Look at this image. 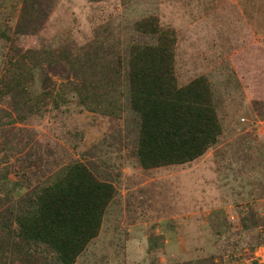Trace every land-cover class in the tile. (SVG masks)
I'll return each instance as SVG.
<instances>
[{
	"label": "rangeland",
	"instance_id": "rangeland-1",
	"mask_svg": "<svg viewBox=\"0 0 264 264\" xmlns=\"http://www.w3.org/2000/svg\"><path fill=\"white\" fill-rule=\"evenodd\" d=\"M23 1L0 0V76L16 46L23 52L50 45L57 53L69 49L76 67L111 51L125 55L130 44L144 41L134 22L157 16L177 33L180 85L209 79L223 133L192 163L144 170L126 85L110 92V117L103 115L108 105L43 98L45 75L76 98L69 91L71 70L45 65L28 88L35 112L26 121L15 120L9 97L0 102V119L10 120L0 130L7 128L2 139L15 143L0 165V177L4 167L8 172L0 190L19 187L23 168L28 192L73 162L113 184L117 193L101 234L76 264H264L256 258L264 247V0H38L44 14L21 45L1 31L15 38ZM115 109L120 118H114ZM28 160L40 161L39 168ZM5 200L3 212L16 198L8 194Z\"/></svg>",
	"mask_w": 264,
	"mask_h": 264
},
{
	"label": "trees",
	"instance_id": "trees-1",
	"mask_svg": "<svg viewBox=\"0 0 264 264\" xmlns=\"http://www.w3.org/2000/svg\"><path fill=\"white\" fill-rule=\"evenodd\" d=\"M40 8L38 0H24L15 38L5 30L1 31L2 37L25 45V38L33 34V22L44 14ZM133 30L144 41L130 44L125 55L111 51L105 59L102 54L92 56L81 67L74 65L66 52L69 49L57 53L50 45L48 49H27L24 53L17 46L12 48L0 76V102L9 97L12 112L17 115L15 120L23 123L35 112V103L28 97L32 95L28 88L35 74L42 73L45 65L61 64L71 70L69 91L76 98L68 97L67 90H59L54 78L45 75L42 95L46 100L56 96L61 102L71 100L79 107L89 102L102 108L108 105L103 115L111 117V105L115 103L110 92H116L121 83L126 85L127 109L137 117V158L144 170L198 160L218 144L223 133L212 85L206 76L180 85L177 33L163 27L159 17H143L134 22ZM114 112V118H120V111ZM9 122L0 119V130ZM6 130L0 131V165L8 162L14 150L15 143L2 139L1 133ZM32 139L28 138V144ZM39 164L40 161L31 162L36 168ZM4 168L0 182L7 185L8 172ZM25 172L23 168L17 175L21 177L19 187L0 190V264H76L100 236L105 215L116 197L115 186L100 180L84 163L73 162L26 192L30 184L24 185ZM8 194L16 202L3 212Z\"/></svg>",
	"mask_w": 264,
	"mask_h": 264
},
{
	"label": "built area",
	"instance_id": "built-area-1",
	"mask_svg": "<svg viewBox=\"0 0 264 264\" xmlns=\"http://www.w3.org/2000/svg\"><path fill=\"white\" fill-rule=\"evenodd\" d=\"M264 247H260L257 251H256V258H261L263 260L264 258ZM260 261V260H259Z\"/></svg>",
	"mask_w": 264,
	"mask_h": 264
},
{
	"label": "clouds",
	"instance_id": "clouds-1",
	"mask_svg": "<svg viewBox=\"0 0 264 264\" xmlns=\"http://www.w3.org/2000/svg\"><path fill=\"white\" fill-rule=\"evenodd\" d=\"M257 250H258V249H257ZM257 250H256V251H257Z\"/></svg>",
	"mask_w": 264,
	"mask_h": 264
}]
</instances>
